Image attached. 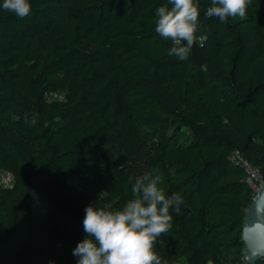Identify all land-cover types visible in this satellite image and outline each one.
I'll use <instances>...</instances> for the list:
<instances>
[{"label": "trees", "instance_id": "trees-1", "mask_svg": "<svg viewBox=\"0 0 264 264\" xmlns=\"http://www.w3.org/2000/svg\"><path fill=\"white\" fill-rule=\"evenodd\" d=\"M30 3L23 19L0 8V168L15 177L0 186V264H77L86 206L122 208L144 172L184 200L155 246L167 264H252L234 154L264 172V0L226 23L198 0L187 60L155 31L167 0Z\"/></svg>", "mask_w": 264, "mask_h": 264}, {"label": "clouds", "instance_id": "clouds-1", "mask_svg": "<svg viewBox=\"0 0 264 264\" xmlns=\"http://www.w3.org/2000/svg\"><path fill=\"white\" fill-rule=\"evenodd\" d=\"M251 3L252 0H211L204 15L226 23L230 17H245ZM0 8L21 19L31 14L30 0H3ZM156 17V33L171 42L168 56L187 60L197 43L202 46L204 37L197 35L202 28L198 0H167L156 9ZM201 71H208L206 63L201 65ZM55 119L58 123L59 117ZM25 122L35 125L37 119L26 113ZM162 180L161 175L151 172L137 176L131 187L133 198L120 209L86 206V238L73 250L79 258L77 264H167L155 246L171 230L172 213L180 214L184 200L179 193L166 195Z\"/></svg>", "mask_w": 264, "mask_h": 264}, {"label": "water", "instance_id": "water-1", "mask_svg": "<svg viewBox=\"0 0 264 264\" xmlns=\"http://www.w3.org/2000/svg\"><path fill=\"white\" fill-rule=\"evenodd\" d=\"M244 217L242 241L249 263L264 259V184L254 195Z\"/></svg>", "mask_w": 264, "mask_h": 264}, {"label": "built area", "instance_id": "built-area-1", "mask_svg": "<svg viewBox=\"0 0 264 264\" xmlns=\"http://www.w3.org/2000/svg\"><path fill=\"white\" fill-rule=\"evenodd\" d=\"M47 96L52 99L63 100L65 98L64 93L60 92H50ZM234 159L240 164L246 171V182L253 190V196L260 190L264 184V172L257 166L243 157L240 152H235ZM15 182V177L12 173L0 168V186L8 187L13 185Z\"/></svg>", "mask_w": 264, "mask_h": 264}]
</instances>
